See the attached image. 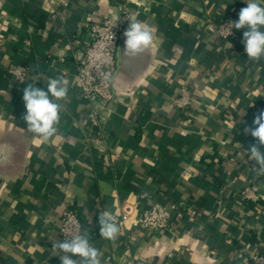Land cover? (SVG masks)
I'll return each instance as SVG.
<instances>
[{"label": "crops", "instance_id": "1", "mask_svg": "<svg viewBox=\"0 0 264 264\" xmlns=\"http://www.w3.org/2000/svg\"><path fill=\"white\" fill-rule=\"evenodd\" d=\"M135 1L0 0V264H61L52 248L71 204L101 264H246L248 252H264V170L244 151L256 143L245 129L264 110V59L247 58L245 29L230 40L214 29L246 3ZM120 15L145 22L157 39L129 56L122 33L114 96L91 126L73 40L86 39L84 16ZM14 65L29 70L20 84L6 74ZM48 77H62L68 95L56 134L38 143L22 119L23 89L46 90ZM182 81L190 113L173 106ZM248 176L260 198L242 209L229 199ZM155 201L179 203L171 232L154 236L120 221L127 206L134 214ZM105 211L120 227L115 242L99 235Z\"/></svg>", "mask_w": 264, "mask_h": 264}, {"label": "built area", "instance_id": "2", "mask_svg": "<svg viewBox=\"0 0 264 264\" xmlns=\"http://www.w3.org/2000/svg\"><path fill=\"white\" fill-rule=\"evenodd\" d=\"M237 20L238 18L232 14H221L214 23L218 39H236L239 30L233 28L230 23ZM128 23V15L104 16L98 20H90L88 16H84L79 22V26L86 30V39L73 40L76 46L73 57L80 96L89 105L88 121L91 126H100L101 113L113 99L112 76L115 69V53L120 36L127 29ZM28 73L29 70L24 65L6 68L7 76L18 84L26 79ZM172 102L179 111L190 113L192 95L186 81L178 83ZM239 194L242 199L252 203L258 202L260 198V192L253 188L250 176L246 185L239 190ZM178 207V202L168 205L155 201L132 214V208L127 206L120 215V221H128L131 225L154 236L163 235L172 231L171 220ZM82 232L77 213L70 206H65L61 213L60 239L64 240L67 235L82 234ZM246 264H264V253L248 252Z\"/></svg>", "mask_w": 264, "mask_h": 264}, {"label": "clouds", "instance_id": "3", "mask_svg": "<svg viewBox=\"0 0 264 264\" xmlns=\"http://www.w3.org/2000/svg\"><path fill=\"white\" fill-rule=\"evenodd\" d=\"M246 7L239 12V18L231 22L233 28L243 32L242 43L247 58L252 61L264 59V0H244ZM231 34V31H230ZM124 52L136 56L149 48L157 39L154 31L145 22L133 20L124 32ZM46 90L29 84L23 89L22 99L25 113L22 119L27 131L37 138V142L47 141L57 132L62 101L67 99L68 86L62 77H48ZM256 143L244 149L247 159L254 166L264 170V110L254 118L252 125L245 129ZM99 235L103 239L115 242L120 227L113 215L107 211L98 215ZM53 253L59 256L61 264H101V251L82 234L67 235L62 241L53 243ZM75 257V258H74Z\"/></svg>", "mask_w": 264, "mask_h": 264}, {"label": "trees", "instance_id": "4", "mask_svg": "<svg viewBox=\"0 0 264 264\" xmlns=\"http://www.w3.org/2000/svg\"><path fill=\"white\" fill-rule=\"evenodd\" d=\"M243 30L244 29H240L239 30L238 36H239L240 32H242ZM204 159H210V157L208 156V157L202 158V160H204ZM229 203L234 204L235 206L241 207L242 209L247 208L249 205H253L250 201L242 199L241 196H240V194H239V191H232L231 196H230V199H229ZM69 206L76 212V209L73 207L72 204L69 205ZM252 238H253V236H250L248 239L251 242H253V239ZM257 251H258V249L255 248L254 252H257Z\"/></svg>", "mask_w": 264, "mask_h": 264}]
</instances>
